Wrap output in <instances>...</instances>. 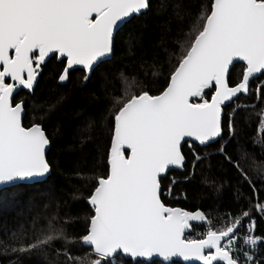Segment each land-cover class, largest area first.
I'll use <instances>...</instances> for the list:
<instances>
[{"label": "water", "instance_id": "water-1", "mask_svg": "<svg viewBox=\"0 0 264 264\" xmlns=\"http://www.w3.org/2000/svg\"><path fill=\"white\" fill-rule=\"evenodd\" d=\"M150 0H0V193L45 182L51 142L43 127H24L21 92L37 87V72L51 58L66 60L59 84L74 70L91 72L114 56L118 32L149 10ZM38 53L37 67L33 56ZM245 64L240 84L229 86L234 67ZM264 74V2L214 0L204 32L167 89L132 99L116 117L110 173L89 200L95 209L83 244L100 259L122 255L133 262L235 264L219 248L228 235L188 243L202 212L188 213L162 201L161 179L182 170L187 143L207 147L223 136L225 107L248 93ZM216 91L203 106L193 101ZM128 154V155H127ZM213 249L215 255L206 258Z\"/></svg>", "mask_w": 264, "mask_h": 264}, {"label": "trees", "instance_id": "trees-1", "mask_svg": "<svg viewBox=\"0 0 264 264\" xmlns=\"http://www.w3.org/2000/svg\"><path fill=\"white\" fill-rule=\"evenodd\" d=\"M213 4L150 0L149 10L118 32L111 60L91 72L74 70L68 84L60 85L67 61L55 56L39 69L35 90L15 97V104L25 102L24 127H43L51 142L52 175L0 193V264H93L100 259L83 240L95 216L89 200L100 180L109 177L116 117L132 99L156 97L167 89ZM246 70L237 64L229 86L240 84ZM215 91L206 90L194 103L210 102ZM224 111L222 138L207 147L185 144L187 164L161 179V198L188 213L255 218L264 237V74ZM105 264L164 263H136L120 255Z\"/></svg>", "mask_w": 264, "mask_h": 264}, {"label": "built area", "instance_id": "built-area-1", "mask_svg": "<svg viewBox=\"0 0 264 264\" xmlns=\"http://www.w3.org/2000/svg\"><path fill=\"white\" fill-rule=\"evenodd\" d=\"M228 238L221 244L219 251L228 256L235 264H264V237L258 233L257 219L244 220L228 212L219 218L203 213L197 224H191V233L184 240L188 243H200L211 236ZM211 249L206 258L215 255Z\"/></svg>", "mask_w": 264, "mask_h": 264}, {"label": "rangeland", "instance_id": "rangeland-1", "mask_svg": "<svg viewBox=\"0 0 264 264\" xmlns=\"http://www.w3.org/2000/svg\"><path fill=\"white\" fill-rule=\"evenodd\" d=\"M213 5H214V4H213ZM212 10H213V9H212ZM211 13H212V12H211ZM209 17H210V16H209ZM204 30H205V28H204ZM204 30H203V32H204ZM203 32H202V33H203ZM202 33H201V34H202ZM201 34H200V35H201ZM191 50H192V49H191ZM191 50H190V51H191ZM188 54H189V53H188ZM35 55H36V56H35ZM35 55L33 56L32 60H33V63L35 64V68H36V67H37V63H38V59H39V54L36 53ZM187 56H188V55H187ZM186 58H187V57H186ZM186 58H185V59H186ZM185 59H184V60H185ZM184 60H183V61H184ZM37 72L40 73L39 70H37ZM0 79H1V78H0ZM1 84H3V87L6 88V87L8 86L9 83H7V82H3V80L1 79ZM210 89H211V88H210ZM207 90H208V89H207ZM205 91H206V90H205ZM205 91H204V92H205ZM204 92H203L202 94H200L195 100H198V99H199V100H202V95L204 94ZM193 103H194V101H193ZM208 103H209V102H206V101H202V102H199V101H198V103H194V104H195V105H199V106H203V105H206V104H208ZM260 132H261V133L264 132V114H263V117H262V122H261V126H260Z\"/></svg>", "mask_w": 264, "mask_h": 264}]
</instances>
